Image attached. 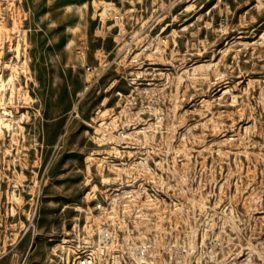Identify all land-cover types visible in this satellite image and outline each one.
Here are the masks:
<instances>
[{
	"label": "rangeland",
	"instance_id": "obj_1",
	"mask_svg": "<svg viewBox=\"0 0 264 264\" xmlns=\"http://www.w3.org/2000/svg\"><path fill=\"white\" fill-rule=\"evenodd\" d=\"M98 203L106 264H264V0L0 3V264Z\"/></svg>",
	"mask_w": 264,
	"mask_h": 264
},
{
	"label": "built area",
	"instance_id": "obj_2",
	"mask_svg": "<svg viewBox=\"0 0 264 264\" xmlns=\"http://www.w3.org/2000/svg\"><path fill=\"white\" fill-rule=\"evenodd\" d=\"M8 0H0L6 3ZM85 84L80 91L88 89ZM91 198L97 200L94 191ZM99 211H91L89 206L82 207L62 235L51 246L52 257L57 264H106L110 247L113 244L112 232L105 226L106 210L102 203Z\"/></svg>",
	"mask_w": 264,
	"mask_h": 264
}]
</instances>
